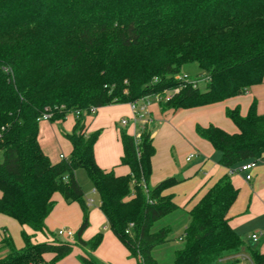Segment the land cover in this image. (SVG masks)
Wrapping results in <instances>:
<instances>
[{
    "label": "trees",
    "instance_id": "trees-1",
    "mask_svg": "<svg viewBox=\"0 0 264 264\" xmlns=\"http://www.w3.org/2000/svg\"><path fill=\"white\" fill-rule=\"evenodd\" d=\"M191 64L200 70L191 77L207 78L205 89L174 78ZM263 81L264 0H0V214L20 224L24 241L18 249L5 237L10 253L0 264L42 261L47 253L55 263L77 244L92 251L100 246L102 233L83 239L90 209L76 178L79 169L136 264H159L154 250L172 233L170 225L159 223L179 210L166 194L179 178L150 185L156 148L148 124L139 137L121 131V164L129 173L117 175L97 164L100 130L86 135L83 116L73 132L64 133L72 145L69 159L53 163L39 141L38 117L63 119L71 110L131 103L179 85L180 93L162 108H195L244 94ZM226 116L238 132L196 126L229 171L188 212L174 264H236L242 253L264 264V253L247 245L229 218L239 195L232 173L264 159V114L254 100L246 116L240 106L227 108ZM56 193L81 207L75 242L34 243L32 236L48 233ZM81 262L100 264L88 256Z\"/></svg>",
    "mask_w": 264,
    "mask_h": 264
},
{
    "label": "crops",
    "instance_id": "crops-1",
    "mask_svg": "<svg viewBox=\"0 0 264 264\" xmlns=\"http://www.w3.org/2000/svg\"><path fill=\"white\" fill-rule=\"evenodd\" d=\"M254 100L257 101L258 113L264 114V81L259 85L250 87L244 94L222 102L195 108L165 110L160 104L153 102L149 106V114L146 115L149 120L144 123L133 120L129 103L108 105L99 108L95 115L86 119V134L90 135L100 130L99 138L95 144V159L97 164L104 170L114 169L117 175H124L129 173V167L121 164V157L124 153L121 131L125 129L131 135H138L141 128L145 124H148L152 131L153 143L156 148V153L152 158L150 185L154 187L169 177L179 178L181 181L168 189L166 194L173 195L174 201L179 206L177 212L183 211L188 218V212L206 194L208 189L229 171L228 168L219 164L220 153L210 142L197 134L196 126L207 127L214 124L230 133H236L239 131L238 127L226 116V109L240 106L242 115L246 116ZM122 119L127 120L126 125L122 124ZM75 125L76 119L71 115L67 116L64 120L40 122L39 141L44 152L53 163L61 160V154L70 157L72 145L64 133L73 132ZM189 157L190 159L188 160ZM251 175L252 178L247 181L245 178L246 173H232V182L239 189V195L229 211V218L231 226L244 238L246 244L258 248L264 253V159L258 161L256 167L251 171ZM91 187L93 193L98 197L99 207L95 205L94 198L88 196L86 193L85 199L89 207H95L99 213L94 212L95 210H90V221L97 218L100 219L103 223V228L108 230L105 238H111L116 252H119L118 259L99 263L125 264L122 262V259L126 258L130 262L128 264H136V260L130 257L127 248L110 229L109 223L100 208V196L93 187L92 182ZM54 198L56 205L58 201L64 202L66 210L67 208H71L76 211L74 214L77 220L76 227H78L81 224L83 215L81 207L79 206L81 210L79 212L75 206V204L77 206L79 204L66 201L60 193H56ZM54 212L55 210L52 211L46 220L48 233L44 235L55 233L49 226L55 218ZM177 212L167 217V222L165 223L172 226ZM13 219L7 215L0 214V259L5 258L10 253V249L3 243L5 237H11L18 249L24 247V241L21 236L23 228L19 223L18 228L22 243L18 244L14 240L10 229V226H14L15 224V220ZM70 223L74 224V220L68 218L67 224L60 227L57 231L63 228L76 231L73 227L69 226ZM26 231L28 234L34 233L29 228H26ZM98 233H100L98 229L91 236L85 237L84 233L83 239L86 241L90 240ZM255 233H259L260 235L258 242L252 240V234ZM40 234L44 236L43 233ZM63 240L65 238L61 239V241ZM45 241L40 240L39 242ZM98 248L91 252L86 246L77 244L68 256L55 263H52V259L54 258L53 253H47L44 257L45 261L49 264H82L81 257L87 256L86 251L91 252L92 256H96L98 255V252H96ZM93 258L95 259V257ZM236 261V264H246L247 262H251L252 264L247 253L239 254L236 257Z\"/></svg>",
    "mask_w": 264,
    "mask_h": 264
},
{
    "label": "rangeland",
    "instance_id": "rangeland-1",
    "mask_svg": "<svg viewBox=\"0 0 264 264\" xmlns=\"http://www.w3.org/2000/svg\"><path fill=\"white\" fill-rule=\"evenodd\" d=\"M185 72L188 74H191L192 76H195L196 74H198L200 72V70L198 69L197 65L195 64H191V65H187L185 67ZM206 86L205 84L202 83L201 89H205ZM99 109V108H98ZM97 109V111H98ZM80 112L81 115L79 116H85V111H80V110H71L70 112L67 113V115L65 116V118L67 116H74L77 122V119L79 117L76 116V113ZM96 111V113H97ZM95 113V114H96ZM95 114H92L90 116H93ZM53 115V114H51ZM63 119H58V120H64ZM88 117L85 116V122L86 119ZM43 121H57V120H52V116L49 120H43ZM42 122V121H41ZM40 123V122H39ZM98 131V130H97ZM85 134H86V127L84 130ZM96 132V131H95ZM94 133V132H93ZM87 135V134H86ZM62 160V159H61ZM192 164V163H191ZM189 164V165H191ZM76 177L78 179V182L82 185V188L84 190V192L88 195L91 196L92 198H94L95 200V205L97 207H99L98 204V197L95 193H93L92 187H91V182L88 178V175L86 173V171L84 169H79L76 172ZM75 206L77 207V209L79 210V212H81L79 205L77 206L75 204ZM66 204H64V202H57V205L55 206V218L52 220V222L49 224L50 228L52 230H54L55 233L52 234H48V235H44L42 236L40 233L37 235L32 236V242H39L40 240H46L47 242H54V241H61V239L63 238L62 236L58 235V229L60 227H62L63 225H66L68 222V218L69 219H73L74 220V224H69V226L73 227L75 230H78L79 226L76 227V217H75V210H72L71 208H67L66 210ZM90 210H95L94 212H98V210L95 209V207H89ZM100 215V214H99ZM13 219V218H12ZM15 220V219H13ZM174 223L171 226L172 228V233L170 235L171 240L159 247H157L154 250V256L155 258L158 260L159 264H174V259H175V252L176 250H178L179 248H181L183 242L180 239V237L182 236V234L184 233V229L185 227L188 225L189 221L188 218L186 216V214L183 211H180L179 213H176V216L174 217ZM91 222V226L89 228H87L85 230V237L87 236H91V234L95 231V230H99L100 233H102L104 235V241L101 244V246L98 248V250L96 252H98V255L96 256H92V250H90L91 252L86 251V255L92 259H94L93 257H95V259H97L98 262L100 263H104L107 261H110L111 259H118L119 258V252H116V248L113 246L112 242H111V238H105V234L108 233V230L103 228V223L100 221L99 218H97L96 220L93 219V221ZM165 222H167L166 218L163 219L160 223L159 226L166 224ZM10 229L13 233L14 236V240L15 242L18 244L22 243V239L20 238V234H19V228H18V222L15 220V224L14 226H10ZM57 231V232H56ZM29 235H33L32 233H29ZM56 235V236H55ZM97 235V234H96ZM63 241H67L66 239ZM88 241V240H87ZM75 253V252H74ZM94 259V260H95ZM122 262L125 264L130 263L126 258L122 259ZM246 264H251V262H247ZM253 264V263H252Z\"/></svg>",
    "mask_w": 264,
    "mask_h": 264
},
{
    "label": "built area",
    "instance_id": "built-area-1",
    "mask_svg": "<svg viewBox=\"0 0 264 264\" xmlns=\"http://www.w3.org/2000/svg\"><path fill=\"white\" fill-rule=\"evenodd\" d=\"M174 78L178 81H186L192 83L194 88H201L202 83L207 85V78L204 75H200L198 77H191L190 74L183 72L176 74ZM184 85H179L174 88H167L165 89L162 93L158 94H153V95H147L137 101L129 103L131 111H132V117L133 120L136 122H146L149 119L146 117V115L149 114V106L151 103L155 102L161 105V103L168 102L173 99V97L177 94L180 93L181 89L183 88ZM97 111V108L92 107L89 110L85 111V116L90 117V115L95 114ZM79 115L80 112L77 111L76 116L80 117ZM51 113H46L40 117H38V121L41 122L43 120H49L51 118ZM84 116V117H85ZM147 118V119H146ZM122 124L126 125L127 120L122 119ZM140 134L136 135L139 137ZM193 156V155H192ZM61 159H69V157L65 156L64 154L60 155ZM190 157L188 158V160ZM257 161H249L247 163H244L240 167V172L246 173V180L249 181L252 178L251 171L256 167ZM65 179L67 180L68 177L65 176ZM75 232L73 229H68V228H63L58 231V235L62 236L65 238L68 242H75ZM259 233L252 234V240L254 242L259 241ZM182 240V237H180ZM28 264H49L47 261L42 260V261H37V262H31Z\"/></svg>",
    "mask_w": 264,
    "mask_h": 264
}]
</instances>
